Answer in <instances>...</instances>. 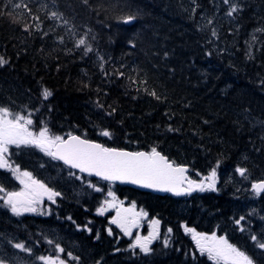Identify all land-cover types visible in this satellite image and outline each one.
<instances>
[{"label":"trees","instance_id":"obj_1","mask_svg":"<svg viewBox=\"0 0 264 264\" xmlns=\"http://www.w3.org/2000/svg\"><path fill=\"white\" fill-rule=\"evenodd\" d=\"M233 1L240 10L228 17L223 0H25L43 21L39 30L25 32L23 25L33 23L25 10L0 0V9L7 8L0 14V57L8 61L0 67V106L24 114L39 108L32 117L35 131L43 121L57 135L71 132L108 148L155 147L188 166L192 179L217 171L216 191L158 196L81 176L31 147L13 149L11 162L63 191L38 215L16 217L0 207V236L6 238L1 251L10 250L11 239L51 256L59 244L68 264H213L185 231L191 228L223 236L264 264V251L251 240L255 235L264 241V193L252 190L264 180V0ZM52 11L63 14L72 32L48 18ZM130 13L136 20L119 22ZM86 32L93 49L87 55L74 46ZM43 88L52 92L48 101L39 98ZM105 129L110 137L100 134ZM237 167L247 169L243 185L235 180ZM89 183L111 187L159 221L160 240L147 254L131 248L109 215L97 214L103 195ZM71 186L78 191H68Z\"/></svg>","mask_w":264,"mask_h":264},{"label":"snow or ice","instance_id":"obj_2","mask_svg":"<svg viewBox=\"0 0 264 264\" xmlns=\"http://www.w3.org/2000/svg\"><path fill=\"white\" fill-rule=\"evenodd\" d=\"M11 2L13 10L23 8L25 10L24 15L33 21L31 24L25 23L22 28L23 31L30 32L40 29L43 21L33 13L32 8L25 0H11ZM82 2L87 4L88 0H82ZM223 4L228 6L226 11L228 17H232L240 10L233 0H223ZM6 11L7 8H2L0 9V14H4ZM193 12H195V9H193ZM48 18L50 20L62 21L64 26H69V21L63 17L62 13L57 11L50 12ZM136 18V13H130L119 16L118 20L124 24H130ZM207 23L211 25L213 21L209 19ZM68 31L72 32L71 26L68 27ZM257 31H260V29ZM43 35L46 36L48 33L44 32ZM211 35L214 38L217 37L215 28L212 29ZM86 36L87 32L84 36L76 39L74 45L77 49H83L85 55L93 51ZM60 42L63 43L62 38ZM7 63V60L0 57V67ZM101 70H103V63H101ZM118 75L123 76V73H118ZM132 82L136 83L135 80ZM141 83L144 82L141 81ZM84 87H88V85L85 84ZM149 95L157 100L161 99V96L155 91L150 92ZM51 96L52 92L47 88H43L39 98L42 101H48ZM97 106L102 107L99 103H97ZM39 110V108H36L35 112H39ZM49 111H51L50 108ZM26 112L27 114L13 112L9 107L0 106V170L11 172L22 185L20 191H8L5 187L0 186V193H2L0 195V202H2L0 203V207L7 208L13 216L19 217L25 213H37V206L42 203L45 195L49 201L54 203V197L59 196L60 193L37 180L29 171L21 170L18 165L11 162L9 159L11 146L16 148H37L46 156L62 161L69 168L78 169L80 173H87L89 176L94 175L106 181L120 180L121 182L138 184L145 188L172 192L174 195L190 194L196 190L216 191V168H213L210 174L204 178L207 181L206 184L203 180L197 183L185 175L187 172L185 167L177 166L174 162H170L155 147L150 152H127L108 148L71 132L67 133L66 136L57 135L43 121L40 122L39 131H35L32 127L34 124L32 117L35 112L27 110ZM168 130L175 131L172 128ZM100 134L104 137L111 136V133L106 129L102 130ZM236 172L241 177H246L247 169L237 167ZM76 178L80 179L81 177L77 176ZM185 181L188 184L187 188L183 187ZM89 187L95 186L89 183ZM95 190L101 191L98 187ZM252 190L257 196L264 193V181L253 183ZM108 195L112 196L113 193L109 191ZM103 211V208L98 209V214L102 215ZM244 219L245 217L241 216L235 223L239 226ZM110 223L117 224L125 235H131L125 223L116 219L110 221ZM152 223L158 225L159 221L153 220ZM240 230L244 231L245 229L241 227ZM185 231L192 233V239L195 241L196 248L202 255L206 253L208 259L213 264H255L254 259L250 255L229 243L223 236H217L215 233L211 235L196 233L191 228H186ZM111 234L110 231L109 235ZM153 239H156L155 232L150 233L149 237H137L131 247L139 248L141 252L147 254L150 251L149 244ZM251 240L257 248L264 251V241L259 240L255 235L251 236ZM47 242L50 245L54 244V241L50 239ZM8 243L14 249L28 253L29 255L32 254V248L26 246L24 242H13L10 239ZM165 246H167V241H165ZM55 250L56 256H39L37 259L42 264H65V261L59 255L64 253L65 250L59 244H55ZM68 256L70 259L79 260V257H73L71 253H68ZM0 264H7V262L3 258H0Z\"/></svg>","mask_w":264,"mask_h":264},{"label":"rangeland","instance_id":"obj_3","mask_svg":"<svg viewBox=\"0 0 264 264\" xmlns=\"http://www.w3.org/2000/svg\"><path fill=\"white\" fill-rule=\"evenodd\" d=\"M227 8H228V6L226 5V9ZM216 11H218V9H216ZM31 148L37 149L34 147H31ZM13 149H16V147L11 146L10 151ZM37 150L43 156V152L40 151L39 149H37ZM44 158H46V157H43L42 159H44ZM4 171L9 172L6 170H0V174L3 173ZM56 174L57 173L54 170L53 175H56ZM48 177L50 178L49 175H48ZM205 177H207V176H205ZM205 177H202V176L201 177H195V179H192V180L197 182V183H200L203 180L204 183L206 184L207 181L204 180ZM68 179H65V182L71 181ZM235 180L238 182H241L242 185L244 184V179L241 176L235 177ZM81 182H83V181H81ZM84 182H87V181H84ZM16 184H19L20 188L14 190ZM215 184H216V181H215ZM0 186L5 187L8 191H20L22 188V185L19 183V181L17 179H15V177L12 175V173L9 176H8V174H6L4 177H0ZM76 188L77 187L71 186V187H68L67 189L70 192H72L73 190L78 191V189H76ZM95 188L96 187H93L94 191H96ZM54 189L56 190V192H59L60 194L63 191L62 187H60V186H57ZM109 191H111L113 193V190L111 187H105V190L101 189V191H96V192L101 193L103 195L97 204V211H96L97 214H98V209L103 208L104 211H103L102 216L109 215L110 221L116 219V220L121 221L122 223H125V225L129 228V231L131 233V235H126V236L131 239L132 244L136 241L137 237H140V238L149 237L150 233H153V232H155L156 239H153L151 241V243L149 244V248H150L152 243H155L157 240H160L161 230H160L159 224L154 225L152 223L153 220L148 216V214L146 212H144L143 210L139 209L135 203L129 202L127 200L119 199L114 193L112 196H109L108 195ZM0 195H2V193H0ZM252 196H255V195L252 194ZM55 198L56 197H54V200H55ZM247 200H249V199H247ZM247 200H244V202ZM0 203H2V202H0ZM53 204H54L53 202L43 199L42 203L37 206L38 212L37 213H31V214L38 215L41 212H45V211H47L46 207L49 208V205H53ZM0 212H1L0 214H3L2 211H0ZM98 215H101V214H98ZM262 217H263V219L261 221H262V223H264V214L262 215ZM115 225L117 226V224H115ZM118 229L121 230L120 227H118ZM2 233L3 234L0 236V248L2 247V244L4 242H6L5 233L4 232H2ZM49 233L52 237L55 236L54 232L51 231ZM123 234L125 235L124 232H123ZM58 237L61 239L62 235H58ZM163 239H164V242L167 241V243H168L169 236H166ZM56 240H59V239L58 238L54 239V241H56ZM13 242H15V241H13ZM60 243H62V242H60ZM132 249H135V248H132ZM137 249H139V248H137ZM139 251H140V249H139ZM61 254H59V255H61ZM39 256H51V255H49V254L44 255L43 252L39 253V252H37V250H34V249H32L31 255H29L28 253H25V252H21L17 249H15L12 252V247L10 248L9 251H1L0 250V258H3L7 262V264H42V262L37 259V257H39ZM70 260H73V259H70ZM76 262H78V261H76ZM65 264H68V263L65 262Z\"/></svg>","mask_w":264,"mask_h":264},{"label":"water","instance_id":"obj_4","mask_svg":"<svg viewBox=\"0 0 264 264\" xmlns=\"http://www.w3.org/2000/svg\"><path fill=\"white\" fill-rule=\"evenodd\" d=\"M91 141V140H89ZM92 142H95V141H92ZM95 143H98V142H95ZM101 144V143H99ZM102 145V144H101ZM119 150V149H117ZM123 151H127V152H134V151H128V150H123ZM140 152H146V151H140ZM162 154V153H161ZM163 155V154H162ZM167 158V157H166ZM168 159V158H167ZM56 160V159H55ZM59 161L60 163H62L65 167L69 168L67 165H65L62 161L60 160H57ZM171 162V161H170ZM178 166H181V165H178ZM182 167H185L187 169V172L185 173V175L190 179L188 173H189V167L187 166H182ZM73 171H76L78 173L79 170L78 169H72V168H69ZM84 176H89L87 173H80ZM89 177H92V178H95V179H98V180H101V181H104V182H107V183H112V184H115V185H124V186H128V187H131V188H134L136 190H139V191H143V192H148V193H151V194H154V195H158V196H165V195H171V196H175V197H185V196H188V195H193L196 193V191H192L190 194H182V195H174L172 192H165V191H159V190H156V189H153V188H145V187H141L140 185L138 184H133V183H129V182H121L120 180H116V181H106V180H102L100 179L99 177H96L94 175L92 176H89ZM264 181V180H263ZM262 182V181H260ZM183 187L184 188H187L188 187V184H187V181H185V183L183 184ZM44 198H47V196L45 195Z\"/></svg>","mask_w":264,"mask_h":264},{"label":"bare ground","instance_id":"obj_5","mask_svg":"<svg viewBox=\"0 0 264 264\" xmlns=\"http://www.w3.org/2000/svg\"><path fill=\"white\" fill-rule=\"evenodd\" d=\"M67 259V258H66Z\"/></svg>","mask_w":264,"mask_h":264}]
</instances>
